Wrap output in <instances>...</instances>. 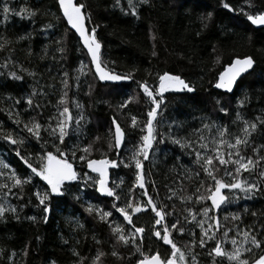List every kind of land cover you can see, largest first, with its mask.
Wrapping results in <instances>:
<instances>
[{"label":"trees","instance_id":"1","mask_svg":"<svg viewBox=\"0 0 264 264\" xmlns=\"http://www.w3.org/2000/svg\"><path fill=\"white\" fill-rule=\"evenodd\" d=\"M77 2L86 4V14L91 16V23H87V28L90 30L94 26L97 27L101 61L107 66V70L121 75L133 73L134 79L130 83L119 85L99 83L80 41L64 23L56 0H8L9 6L16 11L21 7L39 10L38 15L31 19L10 15L7 22L0 23V36L10 41L5 50L0 51V65L11 61L7 68L0 67V131L12 132L14 138H26L21 153L30 157L34 166H38L36 153L43 154V150L40 144L23 130V124L13 123L9 112L19 113L20 120L24 122L35 117L44 127L49 123L54 125L55 121L50 120V117L57 114L54 105L62 94L60 81L65 72L68 73L70 111L74 116L81 111L71 103L75 100L83 106L85 115L79 132L66 139L69 148L74 144L81 147L93 144L94 150L89 159H120L126 162L129 160L141 135L139 128L133 129L130 126L131 116L146 122L150 107L136 81H147L150 87L156 88L159 75L165 72L180 76L194 86L195 91L164 94L166 107H162V114L157 117L160 122L157 129L160 132H167L171 127L172 134L177 138L196 139L194 130L202 128L203 123H209L228 126L232 134L239 135L243 125L240 122L232 123L237 111L247 120L264 116V29L251 27L246 16L239 12L240 8L250 14L264 11V0H252L254 6L251 8L245 4V0H226L237 10L234 12L224 9L220 0H148L147 4L142 5L138 4L137 0L139 18L123 14L120 7H114L115 0ZM3 3L4 0H0V20H3ZM121 7L127 8V0H121ZM209 12L213 13L212 19L207 22V27H204L201 17ZM48 24L54 27L45 28ZM28 34H31L30 38L20 39ZM57 40H63V43L58 45ZM58 47H64L65 53L58 52ZM245 57L253 58L252 71L239 81L232 94L216 91L214 83L219 73L234 59ZM81 60L88 65L85 69L88 75L80 76L77 81L75 77L80 75L77 69ZM10 71H15L22 79H11L8 76ZM28 72L36 75L30 76ZM33 88L44 93L34 97V101L42 105L38 109H29L24 103ZM245 96L248 98L245 106L238 108L237 102ZM129 97L132 100L128 107L120 109L119 105ZM16 100H21V103L16 104ZM217 100L220 105L216 103ZM221 105L229 110L230 115H225L219 110ZM113 118L126 133L119 157L115 152L108 150L109 137L113 134ZM72 127H76L74 123ZM205 134L207 135V132ZM41 136L49 141L47 150L55 153L52 137L43 130ZM97 137L100 138L98 141ZM250 139L252 145L242 151L246 157L253 155L252 147L264 144V126ZM16 148V145L0 139V161L7 163L10 169L17 171L21 176L30 174L31 170L15 154ZM81 154L83 153H77L78 156ZM260 155H264V150H261ZM140 159L143 160L142 157ZM193 159L194 156L185 154L178 145L170 142L154 147L150 151L149 159L143 160L145 188L158 206L167 205L166 210L169 212L175 207L176 214L166 217L164 223L170 227L178 217L181 219V226L186 228L185 234L181 235L172 230L171 238L177 246L186 253L188 247H192V251L198 254L199 264H213L207 252L215 247V240L208 241L206 247L201 249L198 244L200 228L195 222L188 224L183 220L184 216H188L185 208L197 213L199 221L206 219L199 214L201 209L211 207L210 200L199 204L195 202L196 195H207L205 188L212 183L204 173L201 171L199 178L193 177L190 181L184 179L185 168L191 169L192 172L199 171L198 166L192 163ZM70 162L78 172H86V162L71 158ZM232 167L229 165L230 169ZM135 172L134 165L132 168H125L123 165L119 168H109V187H114L113 182L121 185L116 190L121 196V200L116 202L118 206L123 207L126 198L132 195L129 189L135 182ZM91 175L96 176L95 173ZM217 175L223 177V170ZM242 178L255 180L257 173L250 175L244 172ZM224 179L230 182V178ZM33 181L36 186L25 185L22 199H17L11 194L5 198L3 190H0V203L15 206L19 216L17 219L9 213L4 219H0V249L3 250L0 251V264H51L52 261L56 264H76L78 257L73 255V250L79 252L81 257L87 258L84 264H91L98 249L107 254L102 257V264H137V260L142 258L132 244H118L112 235L109 223H112L113 227L123 224L126 226V234L127 230L132 229V226L127 225L123 217L112 208V197L100 195L93 187H84L82 180L73 182L69 195L52 198V211L48 214V222L45 223L44 214L36 207L38 201L32 193L42 191L46 185L35 176ZM200 181H204L205 188H200V192L196 193ZM4 182L6 179L0 178V183ZM153 183L155 188L152 187ZM181 187L186 191H178V195H191L192 201L182 203L176 197L172 200L166 199L171 195L169 188L179 190ZM12 191L19 192L18 189ZM142 191L138 187L135 189L136 199H141ZM222 191L226 195L229 194L228 189ZM77 195L79 199L75 198ZM142 202L146 204L147 199L143 198ZM90 205L94 209L111 211L113 215L107 218L108 222L101 221L95 211L91 214L87 211ZM209 215L219 219L222 225L216 233V239L223 242L222 233L229 230L228 242L223 243L224 249L228 251L232 250V237H236L238 241L243 239L242 235L237 236V229L241 232L251 229L258 239L264 240V193L245 198L242 192L236 190V197L232 198L231 203L221 205L219 210L210 211ZM234 215H239L240 219H231ZM32 216L37 218L36 221L28 219ZM226 217L228 219H225ZM188 218L191 219L190 216ZM133 220L137 227L145 228L142 244L137 237V244L144 254L159 252L162 257L167 258L171 254V246L165 245L153 235L155 214L151 209L135 214ZM162 229L163 225L155 226V230L162 232ZM211 234L210 232L209 235ZM65 240L68 241L67 244L64 243ZM96 240L101 243L97 244ZM193 241L196 242L194 246ZM114 248L118 256L111 255ZM25 249L27 255H24ZM257 252L260 254L259 250ZM216 259L221 261V264H229L226 258Z\"/></svg>","mask_w":264,"mask_h":264},{"label":"snow or ice","instance_id":"2","mask_svg":"<svg viewBox=\"0 0 264 264\" xmlns=\"http://www.w3.org/2000/svg\"><path fill=\"white\" fill-rule=\"evenodd\" d=\"M59 10L63 13L65 18L72 29L79 35L80 41L83 47L87 49L88 55L91 57V65L95 68V75L98 76L100 81H131L134 79L133 73L121 75L114 71L106 70L107 66L102 63L100 50L101 44L97 40V27H93L90 30L86 27V22L91 23V16L86 14V4L74 3L73 0H56ZM148 0H138V4H147ZM220 4L224 9L229 12L237 11L232 7L226 0H220ZM245 4L249 8L253 7L252 0H245ZM114 7H120V10L125 15H131L138 17L137 12V0H127V8L121 7V0H115ZM130 10V11H129ZM39 10H33L28 7H21L19 11L11 8L8 4V0H4L2 6L3 20L0 23L7 22L10 15L20 16L22 19H31L38 15ZM239 12L246 16L247 20L252 25H264V11L250 14L245 11L244 8H240ZM213 13L209 12L206 16H202L201 20L204 23V27H207V22L211 21ZM54 25L48 24L45 28H52ZM31 34L26 37H20V39L30 38ZM0 51L5 50L7 45L10 43L9 40L0 36ZM56 43L62 44L63 40H57ZM57 51L61 54L65 53L64 47H58ZM155 55V52H153ZM0 65V67L7 68L8 63ZM254 60L252 57H245L243 59L237 58L219 73L218 79L214 83L216 89H223L225 92L231 93L234 89V85L237 83L238 78L243 74L247 73L250 69H253ZM88 65L81 60L80 65L77 69L80 75L76 76L75 79L79 81L80 76L88 75L85 69ZM27 71V69H22ZM91 71V69H89ZM28 75L35 76V73L28 72ZM8 76L13 80H21L22 77L15 71H10ZM158 87L152 88L149 86L147 81H136L139 89L143 92L144 96L149 101V110L147 111L146 122H141L136 116H131V127L133 129L139 128L140 138L139 142L135 145L134 151L132 152L129 160L115 159L110 160L104 159H89L94 150L93 144L81 147L78 144H74L71 148L68 146L67 139H70L73 133L79 132L82 122L85 120L83 112V106L77 101L73 100L71 103L75 104L76 108L81 109L78 115H73L69 108L68 91V73L65 72L60 83L62 85V94L58 99L56 105L57 114L50 117V120H54L55 124L49 123L47 127H44L35 117L29 121L24 122L20 120L19 113L13 114L9 112V118L13 120V123L20 125L23 124V130L29 134L30 138H34L37 143L40 144V148L43 150V154L40 152L36 153L38 157V166H34L31 162L30 157L22 155L21 148L25 144V137L14 138L12 132L0 131V139L6 140L11 145H16V155L20 157L25 165L31 170L30 174L21 176L17 171L9 168V165L4 161H0V178H5L6 182L0 183V190H3V196L7 198L10 194L15 195L17 199H22L25 191V185H32L35 187L33 176L38 177L40 181H43L46 185L42 191L37 190L32 193L38 203L36 207L43 212V221L48 222L49 213L52 211L51 201L53 197H64L71 193L72 183L77 181H83L84 187H93L96 192L102 196L112 197V208L119 213L123 220L127 222V225H131L132 229L127 230L123 224H116L115 227L112 223H109L112 235L115 237L118 244L125 246L132 244L136 248V252L140 254L141 259L137 260V264H199L197 259L198 254L192 251V247H188L187 253L181 250L180 247L173 241L172 230L179 232L181 235L185 234L186 228L181 226V219L178 217L175 223H171L170 227L167 223H164L165 218L176 214L175 207L173 211H167V205H157L152 195L145 188V179L143 171V160L149 159L150 151L159 144L170 142L178 145L180 149L189 156H194L192 163L198 166L199 171L192 172L191 169L185 168L184 179L192 180L193 177L199 178L200 172L202 171L205 177L212 183L208 184L205 188L204 181H200V187L196 188V193L200 192V188H205L207 195H196V203H202L205 200L211 201V207H203L201 213L206 219L197 221V213H194L192 209L185 208L184 211L188 213V216H184L183 220L188 224L193 222L200 228V238L198 241L199 247L204 249L208 241L215 240V247L211 248L207 255L212 258L213 264H221V261L216 258H226L229 264H264V240L258 239L257 235L253 234L251 229L240 231L237 229V236L243 237L242 240L238 241L236 237L230 239L232 250L228 251L224 249L223 243L228 242V231L222 233L224 241L216 239V233L220 231L222 225L214 216H210V211L219 210L221 205L231 203L232 198L236 197V190L242 192L245 198H251L256 193H264V155H260L261 150H264V144H259L252 147V156H245L242 154L244 148L252 145L251 137L256 133L261 126H264V116H257L255 120H247L244 118L240 111L235 114V119L232 123L240 122L243 127L240 129L239 135H234L230 132L228 126L203 123L202 128L195 129L193 135L196 139H190L188 137L177 138L172 134L171 127L167 132H160L157 129V125L160 123L157 119L160 116L162 107H166V92H188L193 93L195 91L194 86L186 82L180 76L169 74L168 72L159 75ZM78 86V85H77ZM91 94L90 91L88 93ZM37 95H44L39 92L36 88H33L31 94L24 100V103L28 105L29 109H38L42 105L34 101V97ZM247 96L239 100L238 108H243L247 101ZM132 98L124 101L119 105L120 109H125L131 102ZM16 104H20L21 100H16ZM216 103L220 105V101ZM63 106V107H61ZM27 111V109H25ZM225 115H230L229 110L224 108L222 105L219 109ZM73 123L75 128L72 127ZM112 124L114 125V134L110 135L108 141V150L116 153L119 157V150L122 144L125 142L126 133L118 121L113 118ZM46 131L49 137H52V147L55 149V153L47 150L46 146L49 141L41 136V131ZM111 131V130H110ZM207 132V135L205 134ZM159 137V139H158ZM100 138L97 137L98 141ZM41 141H43L41 143ZM58 141V143L56 142ZM83 153L77 155V153ZM143 158L141 160L140 158ZM71 159H79L82 162H86L87 172H78L77 169L70 162ZM179 159V157H177ZM218 162V163H217ZM123 165L125 168L135 167V182L129 189V195L124 203V206H118L117 201L121 200L120 194L117 193V189L120 188V184L113 182L114 187H109L108 170L109 168H119ZM229 165L233 166L231 169ZM223 170V177L218 176ZM247 172L250 175L257 173L255 180H247L242 178V173ZM95 173L96 176L91 175ZM224 177L230 178V182L226 181ZM123 183V181H121ZM214 185V187H213ZM142 189L140 193L141 199H136L134 191L136 188ZM155 188V183L152 184ZM13 189H18V193H13ZM228 189V195L224 194L222 190ZM178 191H186L185 188L181 187L179 190L175 188H169L171 195L167 196L166 199L172 200L173 197L178 198L182 203L192 201L191 195L179 196ZM79 199L77 195L75 197ZM143 198L147 199L146 204L143 203ZM31 203V200L29 201ZM155 214L154 220V231L153 235L158 239L162 240L165 245L171 246V254L164 258L159 252L151 255H145L139 244H137V237L140 239V244L143 243V234L145 228L137 227L134 223L133 216L138 213L146 212L148 209ZM130 210V211H129ZM87 211L91 214L94 211L99 216L101 221L108 222L107 218L112 216L111 211H104L102 209H94L93 206H89ZM247 211V209L245 210ZM12 214L19 219L17 215V208L11 204L0 203V219H4L6 214ZM256 215V213H252ZM191 217L189 219L188 217ZM29 220L36 221V217H28ZM225 219H228L227 217ZM233 220H239V215L231 217ZM207 224V227H205ZM156 225H163L161 230H155ZM212 233L209 235V233ZM39 239V238H37ZM68 243L67 240L64 241ZM97 244L101 241L96 240ZM193 246L195 241L192 242ZM259 250V253L257 252ZM0 251H3L0 249ZM247 254V258H245ZM13 256L15 253L12 254ZM24 255H27V249H25ZM73 255L78 257L76 264H84L86 257H81L79 252L73 250ZM107 254L101 250H97V254L92 258L91 264H102V257ZM111 255L118 256V252L113 249ZM190 257V259H189ZM51 264H56L52 261Z\"/></svg>","mask_w":264,"mask_h":264},{"label":"water","instance_id":"3","mask_svg":"<svg viewBox=\"0 0 264 264\" xmlns=\"http://www.w3.org/2000/svg\"><path fill=\"white\" fill-rule=\"evenodd\" d=\"M73 2L76 3L77 0H73ZM57 6H58V4H57ZM58 9H59V6H58ZM59 12H60V15H61V17H62L64 23L66 24L67 28H68L72 33H74L75 36H76V37L78 38V40L80 41L79 35L75 32V29H72L71 26L68 24L67 20H66L65 18H63V13H62V11L59 10ZM248 22H249V24L251 25V27H253L254 29H264V25H259V26H258V25H252L250 21H248ZM86 27H87V22H86ZM87 29H88V28H87ZM80 44H81L83 50L86 52V54H87V56H88V59H89V62H90V65H91V57L88 55V53H87V49L83 47V44H82L81 41H80ZM100 52H101V50H100ZM236 59H237V58H236ZM240 59H243V58H240ZM234 60H235V59H234ZM231 63H232V62H231ZM231 63H230V64H231ZM91 67H92L93 73H94V75H95V68H94L93 65H91ZM227 67H228V66H227ZM106 70H107V69H106ZM223 71H224V70H223ZM251 71H252V69H250L247 73H243V74L238 78L237 83L234 85V89H233V91H232L231 93L225 92L223 89H216L215 87H214V89H215L216 91H221V92H223L224 94L230 95V94H232V93L234 92V90H235L237 84L239 83V81H240L242 78H244L246 75H248ZM95 77L97 78V80L99 81V83L102 84V85H119V84L124 83V82H125V83H130V82H131V81L125 80V81H121V82H116V83H114V82H111V81H100L99 78H98V76L95 75ZM217 79H218V78H217ZM114 131H115V128H114V125H112V133H113V134H114ZM122 146H123V144H122ZM122 146H121V148H122ZM120 150H121V149H120ZM87 171H89V170H88V168L86 167V172H87Z\"/></svg>","mask_w":264,"mask_h":264},{"label":"rangeland","instance_id":"4","mask_svg":"<svg viewBox=\"0 0 264 264\" xmlns=\"http://www.w3.org/2000/svg\"><path fill=\"white\" fill-rule=\"evenodd\" d=\"M219 259H222V260H223L224 258H219ZM226 262L229 263V262L227 261V259H226Z\"/></svg>","mask_w":264,"mask_h":264}]
</instances>
